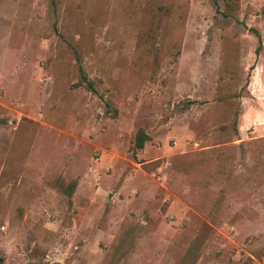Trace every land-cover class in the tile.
<instances>
[{"label":"rangeland","instance_id":"rangeland-1","mask_svg":"<svg viewBox=\"0 0 264 264\" xmlns=\"http://www.w3.org/2000/svg\"><path fill=\"white\" fill-rule=\"evenodd\" d=\"M222 12L0 0V264H264V0Z\"/></svg>","mask_w":264,"mask_h":264},{"label":"trees","instance_id":"trees-1","mask_svg":"<svg viewBox=\"0 0 264 264\" xmlns=\"http://www.w3.org/2000/svg\"><path fill=\"white\" fill-rule=\"evenodd\" d=\"M233 1H237V0H222V4H223V12H222V16L223 17H231L232 14L229 12L230 10V3H232ZM237 6V5H235ZM258 42H259V36L256 32H254ZM259 47L260 45L258 44V46L255 48L254 53L255 55L258 54L259 52ZM146 140V136L143 134V132H138L137 135L135 136V148L136 149H141L143 147V143ZM75 187V182H71L66 189V194L69 195L73 188Z\"/></svg>","mask_w":264,"mask_h":264}]
</instances>
